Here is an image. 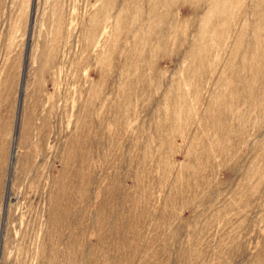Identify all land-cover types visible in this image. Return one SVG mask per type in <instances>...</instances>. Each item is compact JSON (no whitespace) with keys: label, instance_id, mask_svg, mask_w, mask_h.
<instances>
[{"label":"rangeland","instance_id":"1","mask_svg":"<svg viewBox=\"0 0 264 264\" xmlns=\"http://www.w3.org/2000/svg\"><path fill=\"white\" fill-rule=\"evenodd\" d=\"M0 264H264V0H0Z\"/></svg>","mask_w":264,"mask_h":264},{"label":"water","instance_id":"2","mask_svg":"<svg viewBox=\"0 0 264 264\" xmlns=\"http://www.w3.org/2000/svg\"><path fill=\"white\" fill-rule=\"evenodd\" d=\"M13 153H14V151L12 152L11 165H12V159H13V155H14Z\"/></svg>","mask_w":264,"mask_h":264}]
</instances>
